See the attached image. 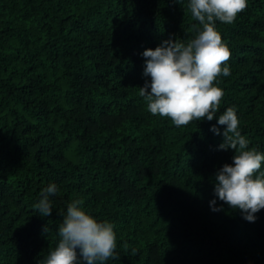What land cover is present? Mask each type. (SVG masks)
I'll return each instance as SVG.
<instances>
[{
	"label": "trees",
	"instance_id": "16d2710c",
	"mask_svg": "<svg viewBox=\"0 0 264 264\" xmlns=\"http://www.w3.org/2000/svg\"><path fill=\"white\" fill-rule=\"evenodd\" d=\"M188 2L0 0V264H41L76 198L114 225L105 264H264V209L249 222L214 192L234 155L218 118L177 127L138 94L143 52L194 38ZM217 30L231 52L217 115L234 107L264 153V0Z\"/></svg>",
	"mask_w": 264,
	"mask_h": 264
},
{
	"label": "clouds",
	"instance_id": "9594fccd",
	"mask_svg": "<svg viewBox=\"0 0 264 264\" xmlns=\"http://www.w3.org/2000/svg\"><path fill=\"white\" fill-rule=\"evenodd\" d=\"M246 9L247 0H189V13L199 22L192 26L194 38L186 42L169 39L155 50H145L143 75L150 77L151 82L137 89L152 116L168 118L177 127L218 118V125L224 127L219 148L232 150L234 155L232 164H225L216 174L215 195L233 210L241 211L245 220L255 222V214L264 209V171H260L264 153L250 148V141L241 135L234 107L217 115L225 95L218 86V78L231 75L227 64L231 52L217 30V21L230 25ZM211 131L221 134L215 126ZM57 192V185L53 183L40 193L34 208L41 217L51 216L49 197ZM83 204L80 198L68 203L58 228V243L41 264H105L110 259H118L114 225L107 220L97 221ZM220 210L213 208V211Z\"/></svg>",
	"mask_w": 264,
	"mask_h": 264
}]
</instances>
